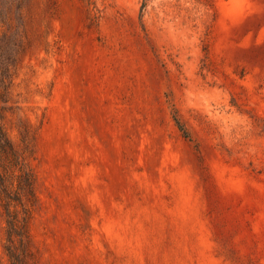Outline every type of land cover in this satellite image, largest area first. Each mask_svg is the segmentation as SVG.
<instances>
[{"label":"rangeland","instance_id":"rangeland-1","mask_svg":"<svg viewBox=\"0 0 264 264\" xmlns=\"http://www.w3.org/2000/svg\"><path fill=\"white\" fill-rule=\"evenodd\" d=\"M142 3L0 0V264H264V0Z\"/></svg>","mask_w":264,"mask_h":264},{"label":"trees","instance_id":"trees-1","mask_svg":"<svg viewBox=\"0 0 264 264\" xmlns=\"http://www.w3.org/2000/svg\"><path fill=\"white\" fill-rule=\"evenodd\" d=\"M147 0H143L141 8L143 9ZM7 74L3 73L0 76V202L3 203V207L8 212L9 201L17 202L21 207L23 212L28 216L29 209L27 203H36V180L35 175L28 165L26 160V155H31L32 150L30 149V131L27 126L23 133L20 134V142L23 145L21 151H19L15 144L9 139L6 129L3 125V120L5 119V114L11 112V99H10V84H5ZM173 120L176 124L178 130L182 133L184 137H188V133L185 131L179 120L173 116ZM29 128V129H28ZM12 193L15 197L12 199ZM26 201L22 203L21 200ZM15 219L8 221V241H12V236H18L17 232L19 226L14 224ZM23 223L26 221V217L21 220ZM24 227V226H23Z\"/></svg>","mask_w":264,"mask_h":264}]
</instances>
